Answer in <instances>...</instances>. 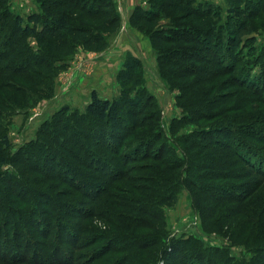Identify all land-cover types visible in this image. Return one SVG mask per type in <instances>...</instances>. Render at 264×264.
<instances>
[{
  "label": "trees",
  "instance_id": "trees-1",
  "mask_svg": "<svg viewBox=\"0 0 264 264\" xmlns=\"http://www.w3.org/2000/svg\"><path fill=\"white\" fill-rule=\"evenodd\" d=\"M33 1L23 19L0 0V264H264V44L248 54L240 38L264 0H225L223 21L211 0L135 4L128 23L178 88L179 115L164 127L127 54L116 96L92 89L10 152V108L33 87L46 96L76 44L100 50L119 24L113 0ZM184 189L201 229L226 242L168 239L164 209Z\"/></svg>",
  "mask_w": 264,
  "mask_h": 264
},
{
  "label": "rangeland",
  "instance_id": "rangeland-1",
  "mask_svg": "<svg viewBox=\"0 0 264 264\" xmlns=\"http://www.w3.org/2000/svg\"><path fill=\"white\" fill-rule=\"evenodd\" d=\"M5 1L8 9L12 13L22 15L23 19L28 13L38 9L33 0ZM211 1L221 9L219 17L216 16L214 19L223 21L227 16L226 1ZM113 2L119 16V24L115 30L107 33L106 45L100 50H87L76 44L73 52L63 60L65 68L52 78L46 96L33 87L31 100L25 106L10 108L9 120L6 124L10 152H13L26 139L33 137L37 126L61 107L66 106L67 110H82L89 100L92 89L100 97L112 98L116 96L121 87L116 73L127 54L135 55L140 59L139 81L136 79L137 83L134 87L144 86L153 95L160 107L161 122L164 127L167 128L171 117L179 115L181 109L178 107L176 99L179 93L178 88L172 86L159 74L155 50L150 46L147 38H143L124 17L125 11L127 9L131 11L135 4L148 7V3L145 0H138V2L137 0H113ZM160 18L161 23L165 25L170 17L162 14ZM241 33L243 35L240 38L247 43L246 45L252 47H245V51H248V54L257 51L264 44V15L259 14L257 18L249 20L248 25ZM250 35H254V37L249 38ZM26 41L35 45V41L30 35H27ZM191 126L190 124L184 126L181 132H186ZM191 203V195L184 189L172 205L165 207L164 218L168 228V239L180 236L181 233H192L219 244L226 242V236L215 231L206 232L201 229L198 213L193 209ZM95 223L99 229L105 226L102 221L97 219H95ZM232 251L238 255L240 247L234 246ZM162 259L164 258L159 256L156 264H164Z\"/></svg>",
  "mask_w": 264,
  "mask_h": 264
},
{
  "label": "crops",
  "instance_id": "crops-1",
  "mask_svg": "<svg viewBox=\"0 0 264 264\" xmlns=\"http://www.w3.org/2000/svg\"><path fill=\"white\" fill-rule=\"evenodd\" d=\"M136 1V0H135ZM137 2H138V0H137ZM134 3V2H133ZM127 11H128V9H127ZM127 11H125V14H124V17L125 18H127V16L129 15V12H130V10L127 12Z\"/></svg>",
  "mask_w": 264,
  "mask_h": 264
}]
</instances>
